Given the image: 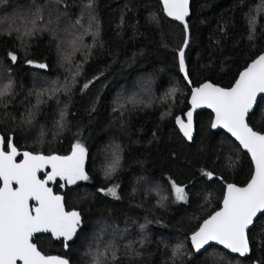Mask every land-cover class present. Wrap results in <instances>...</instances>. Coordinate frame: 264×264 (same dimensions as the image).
Segmentation results:
<instances>
[{
    "label": "trees",
    "instance_id": "1",
    "mask_svg": "<svg viewBox=\"0 0 264 264\" xmlns=\"http://www.w3.org/2000/svg\"><path fill=\"white\" fill-rule=\"evenodd\" d=\"M88 4L0 0V88L12 85L0 98L5 144L44 155H69L77 142L88 150L89 179L55 187L65 209L81 214L76 235L67 247L47 234L34 242L71 264H93L105 249V264H264V215L249 231L250 257L218 246L194 252L190 235L220 208L226 185H246L254 166L226 132L212 130V112L197 114L191 144L175 122L191 94L179 50L194 86L231 87L264 50V0H191L187 30L157 0ZM38 8L43 20L33 15ZM249 124L264 131V97ZM116 156L120 166L106 178ZM171 181L185 188L186 202L175 200ZM115 185L118 199L100 191Z\"/></svg>",
    "mask_w": 264,
    "mask_h": 264
},
{
    "label": "snow or ice",
    "instance_id": "2",
    "mask_svg": "<svg viewBox=\"0 0 264 264\" xmlns=\"http://www.w3.org/2000/svg\"><path fill=\"white\" fill-rule=\"evenodd\" d=\"M162 5L167 16L183 22L187 30L185 18L189 14V0H162ZM93 6L94 0H89L88 7ZM40 13L38 8L33 15L36 19L43 20ZM35 22V19L31 21L33 27ZM250 23L252 31L249 39H253L255 19ZM31 34V29L25 32V35ZM72 43L75 45V41ZM184 46L187 47V40ZM9 56L12 62L17 60L14 53H9ZM178 56L180 68L187 77L184 48L179 50ZM27 62L33 63L31 60ZM37 66L47 67L43 63ZM11 87L10 82L0 88V98L7 95ZM87 87L86 83L84 88ZM59 90L53 88V94ZM261 94H264V50L239 73L238 79L231 87L222 88L206 82L193 88L192 110L186 113V121L179 116L175 118L183 135L191 140L193 112L200 107L211 108L215 113L211 127H222L231 133L254 162L253 174L246 185L240 187L227 184L223 206L210 214L190 236L197 252L204 250L211 242H216L240 256H245L251 250L249 227L253 225L258 214H264V132L254 130L249 125L248 118L257 103V97ZM5 147L8 151H5ZM19 155L16 146L10 140L6 145L5 138L0 136V264H69V261L61 256L45 255L33 242V238L38 233H51L57 238L63 237L67 247L68 241L76 235L82 223L80 212L67 211L64 197L54 193L49 183L57 178L68 185L88 180L89 176L85 171L88 150L82 143L77 142L71 153L66 156L26 151L22 154L23 159L17 162ZM119 166L120 158L116 156L108 165L105 177L110 178ZM47 168L51 170L45 171ZM41 174L44 175L43 179L40 178ZM205 174L210 178L213 175L211 172ZM171 186L176 200H187L183 186L175 181H171ZM117 187L118 185H115L100 191H106V194L118 199ZM180 251L181 248L177 247L174 255ZM106 257L108 249L104 252L97 250L93 256V264H105ZM111 259H116L114 247Z\"/></svg>",
    "mask_w": 264,
    "mask_h": 264
},
{
    "label": "water",
    "instance_id": "3",
    "mask_svg": "<svg viewBox=\"0 0 264 264\" xmlns=\"http://www.w3.org/2000/svg\"><path fill=\"white\" fill-rule=\"evenodd\" d=\"M157 1H159L161 4H162V0H157ZM163 6V5H162ZM165 13V12H164ZM165 15L167 16V14L165 13ZM190 15H191V0H189V14H188V16L185 18L186 19V22H187V19L190 17ZM168 17V16H167ZM169 18H171V19H174V18H172V17H169ZM176 20V19H175ZM178 21V20H177ZM181 22V21H180ZM183 23V22H182ZM260 55V54H259ZM258 55V56H259ZM257 56V57H258ZM251 63V62H250ZM247 67V66H246ZM185 69H186V71H187V77H185V73H184V71H182V73H183V76H184V78L186 79V81H187V83H188V85L191 87V93H192V89L193 88H196V87H199L200 85H202V84H204V83H206V82H210V83H212V84H215V83H213L212 81H205V82H203V83H201V84H199V85H197V86H194L193 85V83H192V81H191V79H190V77H189V72H188V69H187V67L185 66ZM245 69V68H244ZM243 69V70H244ZM242 70V71H243ZM241 71V72H242ZM238 77H239V75H238ZM238 77H237V79H238ZM189 81H191V83H189ZM236 81V80H235ZM235 83V82H234ZM233 83V84H234ZM215 85H217V84H215ZM217 86H219V87H222V86H220V85H217ZM222 88H226V87H222ZM264 97V94H261V95H259L258 97H257V103H256V105L254 106V108H253V110H252V112H250V114H252L253 112H254V110L256 109V107L258 106V104H259V102H260V100L262 99ZM190 110H192V105H191V94H190V96H189V108L187 109V111L183 114V113H181V114H178L177 116H179V117H181V118H183V119H185V121H186V113L188 112V111H190ZM203 110H208V111H210V112H212V114H213V118H212V122L215 120V113H214V111L211 109V108H207V107H200V108H197L194 112H193V137H192V139L191 140H188L184 135H183V132L180 130V128H179V126L176 124V126H177V128H178V130H179V132H180V134L185 138V140L188 142V143H193V141H194V139H195V137H196V133H197V125H196V116H197V114L200 112V111H203ZM250 114H249V117H250ZM248 123H249V118H248ZM250 125V124H249ZM251 126V125H250ZM252 127V126H251ZM254 129V128H253ZM212 130L213 131H220V130H223L224 132H226L233 140H235L238 144H239V141H237L236 140V138L234 137V136H232V134L231 133H229L226 129H224V128H222V127H217V128H212ZM255 130V129H254ZM257 131V130H256ZM264 132V131H263ZM0 136H3L1 133H0ZM4 137V136H3ZM239 146L241 147V149L243 150V151H245V152H247V150H245V149H243L242 148V146L239 144ZM18 150V149H17ZM5 151H7L6 150V147H5ZM18 152L19 153H21V155L23 154V152H21V151H19L18 150ZM248 153V152H247ZM249 154V153H248ZM249 156H250V158H251V155L249 154ZM22 157H23V155H22ZM23 159V158H22ZM21 159V160H22ZM252 160V159H251ZM20 160H18V157H17V162H19ZM253 162V161H252ZM253 166H254V162H253ZM46 171V170H45ZM41 178V177H40ZM42 179V178H41ZM54 184L55 183H49V187H51L52 189H53V192L55 193V190H54ZM230 184H234V183H230ZM15 186V185H14ZM237 186H239V185H237ZM245 186V185H244ZM240 187H243V186H240ZM226 192H227V188H226V191H225V194H226ZM224 194V195H225ZM223 206V200H222V202H221V206H220V208ZM219 208V209H220ZM218 209V210H219ZM218 210H216V211H218ZM214 213V212H213ZM212 213V214H213ZM262 215H264V214H258V216H257V218L254 220V223H253V225H251L250 227H249V230H248V238H249V231L254 227V225H255V223H256V221L262 216ZM208 218V217H207ZM206 218V219H207ZM204 221V220H203ZM203 223V222H202ZM201 223V224H202ZM200 224V225H201ZM42 234H47V235H49V234H51V233H38V234H36V236H39V235H42ZM52 235V234H51ZM192 235V234H191ZM190 235V236H191ZM35 236V237H36ZM55 240H57V239H61V238H63V237H59V238H57V237H53ZM33 242H34V240H33ZM35 243V242H34ZM190 243H191V240H190ZM249 244H250V252L248 253V254H246L245 256H240L238 253H232L230 250H228V249H226V248H224L222 245H219V244H217L216 242H211L210 243V245H208V246H206V248L204 249V250H201L200 252H197L195 249H194V247H193V245H192V243H191V246H192V248H193V250H194V252L196 253V254H200V253H202V252H204L205 250H207L209 247H211V246H218V247H220V248H222V249H224V250H226L227 252H229L231 255H233V256H236V257H241V258H248V257H250L251 256V254H252V246H251V243H250V239H249ZM38 246V245H37ZM39 248V247H38ZM44 253V252H43ZM45 254V253H44ZM45 255H51V256H61V255H58V254H45ZM61 257H63V258H65V259H67L68 261H69V264H71V261L69 260V258H67V257H65V256H61Z\"/></svg>",
    "mask_w": 264,
    "mask_h": 264
},
{
    "label": "flooded vegetation",
    "instance_id": "4",
    "mask_svg": "<svg viewBox=\"0 0 264 264\" xmlns=\"http://www.w3.org/2000/svg\"><path fill=\"white\" fill-rule=\"evenodd\" d=\"M6 150L8 151V148H6ZM22 158H23V157H22V155H21V153H20V155L18 156V160H21ZM50 170H51L50 168H47V169H46V171H50ZM41 178H42V179L44 178V175H43V174H41ZM59 181L61 182L62 180H60V178H57L56 181L53 182V183H55V184H54V190H55L56 184H57ZM51 183H52V182H51ZM62 183H63V184H66V183H64V181H62ZM55 193L58 194V195H62V194H60V193H57L56 190H55ZM49 235H51V234H49ZM51 236L54 237L53 235H51Z\"/></svg>",
    "mask_w": 264,
    "mask_h": 264
},
{
    "label": "rangeland",
    "instance_id": "5",
    "mask_svg": "<svg viewBox=\"0 0 264 264\" xmlns=\"http://www.w3.org/2000/svg\"><path fill=\"white\" fill-rule=\"evenodd\" d=\"M60 15L62 16L63 14L60 13ZM58 16H59V15H58ZM85 171H86V161H85ZM78 182H79V181H78ZM173 193H174V190H173ZM174 197H175V193H174ZM175 200H176V199H175ZM176 201H177V202H186L187 200H186V201H178V200H176Z\"/></svg>",
    "mask_w": 264,
    "mask_h": 264
}]
</instances>
